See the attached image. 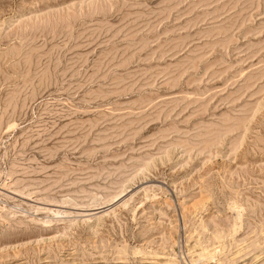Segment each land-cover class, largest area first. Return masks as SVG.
I'll return each mask as SVG.
<instances>
[{"label": "rangeland", "instance_id": "rangeland-1", "mask_svg": "<svg viewBox=\"0 0 264 264\" xmlns=\"http://www.w3.org/2000/svg\"><path fill=\"white\" fill-rule=\"evenodd\" d=\"M0 264H264V0H0Z\"/></svg>", "mask_w": 264, "mask_h": 264}, {"label": "bare ground", "instance_id": "bare-ground-1", "mask_svg": "<svg viewBox=\"0 0 264 264\" xmlns=\"http://www.w3.org/2000/svg\"><path fill=\"white\" fill-rule=\"evenodd\" d=\"M205 202V201H204ZM262 254V253H261ZM258 258V257H257Z\"/></svg>", "mask_w": 264, "mask_h": 264}]
</instances>
